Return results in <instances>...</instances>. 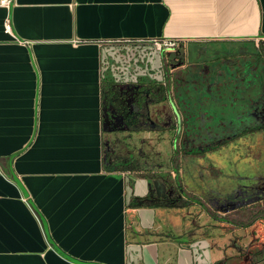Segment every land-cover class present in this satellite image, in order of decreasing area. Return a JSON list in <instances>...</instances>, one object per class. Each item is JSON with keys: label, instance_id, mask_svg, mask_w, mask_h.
<instances>
[{"label": "crops", "instance_id": "obj_1", "mask_svg": "<svg viewBox=\"0 0 264 264\" xmlns=\"http://www.w3.org/2000/svg\"><path fill=\"white\" fill-rule=\"evenodd\" d=\"M156 39L264 41V0L0 6V264L223 261L210 242L187 241L167 219L168 197L152 193L148 175L106 160L105 99L114 82H128L109 73L107 65L122 60L111 46L154 50Z\"/></svg>", "mask_w": 264, "mask_h": 264}, {"label": "flooded vegetation", "instance_id": "obj_2", "mask_svg": "<svg viewBox=\"0 0 264 264\" xmlns=\"http://www.w3.org/2000/svg\"><path fill=\"white\" fill-rule=\"evenodd\" d=\"M260 42H263L261 49L247 47L244 43L191 44L190 59L195 60L192 65L185 61L188 58L185 53L178 55L179 58L176 55L173 60L171 56L168 58L174 72L173 86L168 89L163 82L165 79H161L164 74L160 56L147 43L134 45L133 53L120 52L121 62L113 60L107 65L109 73L121 74L123 80L128 81L121 89L117 88V81L114 82L105 99L110 109L107 108L105 119L110 124L112 141L119 134L123 138L120 155L135 160H146L150 156L143 149H137L135 156L136 148L129 141L131 135L141 132L145 125L151 127L149 132L160 130L154 121L153 125L147 123L141 105L152 101L160 104L162 99L169 104L173 115V125L168 128L173 142L169 160L172 173H169L174 181V192L179 193L174 200L182 202L181 205L185 193H204L197 182L203 178L204 160L209 155L222 156L225 163L232 159L237 164L245 160L250 166L255 162L264 164V41ZM210 46L232 49L208 54ZM162 86L166 93L164 89L160 100ZM155 92L156 99L150 96ZM211 102H224L225 111L220 119L219 114L202 111L204 104ZM137 116L140 119L136 120ZM117 166L124 170L134 167L128 161ZM257 172L253 180L243 178L232 192L239 193L240 201L226 202L222 208L221 204H209V200L203 203L199 199L204 205L202 210L191 213L186 209L180 214L183 224L177 223L180 224L177 230L187 241L210 242L208 251L224 257L220 264H264V167ZM155 190L160 192L156 186ZM166 200L170 203L172 198ZM257 207L260 210L254 211Z\"/></svg>", "mask_w": 264, "mask_h": 264}, {"label": "rangeland", "instance_id": "obj_3", "mask_svg": "<svg viewBox=\"0 0 264 264\" xmlns=\"http://www.w3.org/2000/svg\"><path fill=\"white\" fill-rule=\"evenodd\" d=\"M263 43V42H262ZM260 41L256 42H245L244 45L250 48H258L261 49L263 47ZM260 47V48H259ZM113 53L114 52H123V51H130L135 52L133 49V46H111ZM119 48H122L119 50ZM232 49L228 46H210L209 50L210 52L208 54H211L212 52L219 51H225ZM235 48H233L234 50ZM191 47L189 44L186 45H178V47L174 51H167L159 53L158 56H160L161 59V70L164 75H161V79L163 82H166L168 87L170 86L172 88L173 83V74L174 72L171 70V66L168 64V58L171 55V60L175 59L176 55H181L182 53L187 56L188 58L185 60L188 62L189 65H192L194 63V59H190L191 54ZM259 51V50H257ZM190 52V53H189ZM116 53V54H117ZM194 54H196L194 52ZM114 55V54H113ZM197 55V54H196ZM184 56V55H183ZM165 57V59H162ZM179 58V57H178ZM177 58V59H178ZM175 65L178 62H173ZM173 72V74H172ZM169 76H171L169 80ZM183 77V76H182ZM163 90L161 91L160 100L163 98ZM152 98L156 99V92L155 95L151 94ZM150 101H152L151 97L149 98ZM224 102H211L209 104H204L202 107V111L205 112H212L216 115H220L219 119L222 116V111L224 110V107L222 106ZM168 103L161 102L158 104L157 102H150V104H144V106L141 105L142 111L145 115V120L147 123H151L150 125H153V121L160 127L159 129H156L155 132H149V126L142 127V131L138 132V134L131 135L130 142L133 144L135 149V156H137L138 150L143 149L142 151H145L146 154H150V156H147L146 160H135L130 159V157H127L125 155H120L119 146L122 143V135L119 134L117 136V139H113L111 133L109 132L106 135V141L109 142V146L106 147V160L112 161L114 164V167L121 168L117 165L121 164L124 161L130 162V164H133L134 167H131L129 169H135L137 171H142L148 173L149 176H151L155 181L153 183V180H150V188L151 190L153 187H157V191L164 192V195H166L168 198H172V201L170 203L164 202L163 205L167 207H171L172 215L168 216L167 219L169 221H173L176 223L181 222L180 214L184 213L185 210L191 211V213L199 212L198 210H202L204 208V201L209 200L210 202L217 204L218 206L221 204L231 203V201L239 199V193H232L235 189L238 187V183L243 178H250V180H253L252 176L254 174H257V169L261 166L264 167L263 163H252L250 166L248 164V161H242L241 163L237 164L233 162L232 159L224 162V159L222 156H213L209 155V157L204 160V175L203 178L199 180L198 186L202 188L204 193H185L186 198L182 202H179L177 200H174L176 197H179V193L174 192V181L171 177L172 170L170 168V156L172 153V139H171V132L168 130L170 126L173 125L172 121V110H169ZM226 111H228L226 109ZM203 113V114H204ZM201 114V115H203ZM226 114V113H223ZM202 118V117H201ZM136 120L140 119L135 117ZM203 119V118H202ZM115 122V120H113ZM193 123V122H191ZM127 128V127H126ZM106 131H108L109 128L106 127ZM154 145V146H153ZM153 146V147H152ZM125 150V147H123ZM138 149V150H137ZM218 157V158H217ZM231 158H233V155H231ZM116 164V166H115ZM131 166V165H130ZM216 168V169H213ZM170 172V173H169ZM164 177H163V176ZM249 181V179H247ZM189 183V182H188ZM160 192H154L152 193H160ZM199 199L203 201V203H199ZM159 203H157L158 205ZM162 207V206H161ZM157 207L158 208V214L161 219H163V215L160 213L161 211H164V208ZM223 208V206H222ZM260 208H256L254 211H258ZM204 216L201 217V220L204 221ZM165 220V219H164ZM201 222V221H200ZM183 224V222H181Z\"/></svg>", "mask_w": 264, "mask_h": 264}, {"label": "built area", "instance_id": "obj_4", "mask_svg": "<svg viewBox=\"0 0 264 264\" xmlns=\"http://www.w3.org/2000/svg\"><path fill=\"white\" fill-rule=\"evenodd\" d=\"M14 3V0H0V6L10 8L12 4ZM6 30H11V24L9 21L6 22ZM151 45L155 52L162 53L167 51H174L178 45L179 41L176 39H156L152 40Z\"/></svg>", "mask_w": 264, "mask_h": 264}, {"label": "trees", "instance_id": "obj_5", "mask_svg": "<svg viewBox=\"0 0 264 264\" xmlns=\"http://www.w3.org/2000/svg\"><path fill=\"white\" fill-rule=\"evenodd\" d=\"M162 89H165V87L162 86ZM166 89H168V86H166ZM166 89H165V93H166ZM162 102H164V99H162Z\"/></svg>", "mask_w": 264, "mask_h": 264}]
</instances>
